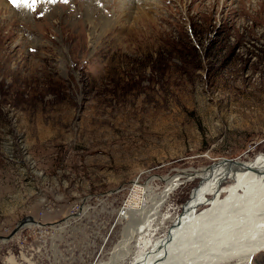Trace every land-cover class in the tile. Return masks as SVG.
Instances as JSON below:
<instances>
[{
    "label": "rangeland",
    "instance_id": "rangeland-1",
    "mask_svg": "<svg viewBox=\"0 0 264 264\" xmlns=\"http://www.w3.org/2000/svg\"><path fill=\"white\" fill-rule=\"evenodd\" d=\"M263 156L264 0H0V264L107 260L134 184L180 179L176 221L205 168Z\"/></svg>",
    "mask_w": 264,
    "mask_h": 264
},
{
    "label": "bare ground",
    "instance_id": "bare-ground-1",
    "mask_svg": "<svg viewBox=\"0 0 264 264\" xmlns=\"http://www.w3.org/2000/svg\"><path fill=\"white\" fill-rule=\"evenodd\" d=\"M214 167L200 176L204 186L176 221L162 214L180 179L167 180L161 193L134 184L119 214L122 240L97 264H249L264 252V156L249 162L222 160ZM168 222H174L170 236L153 244L155 227ZM9 263L16 264L15 258Z\"/></svg>",
    "mask_w": 264,
    "mask_h": 264
},
{
    "label": "water",
    "instance_id": "water-1",
    "mask_svg": "<svg viewBox=\"0 0 264 264\" xmlns=\"http://www.w3.org/2000/svg\"><path fill=\"white\" fill-rule=\"evenodd\" d=\"M220 161V160H219ZM222 161V160H221ZM225 161H233L232 159H225ZM216 165V162L213 163L211 166L205 168V169H208V168H212ZM204 170V169H203ZM202 170V171H203ZM187 176H197V172L195 174H187ZM198 177V176H197ZM28 221L30 222H33V218H26L24 219L23 221L20 222V224L17 226L16 230L11 234V236H13L15 233L19 232L27 223Z\"/></svg>",
    "mask_w": 264,
    "mask_h": 264
},
{
    "label": "snow or ice",
    "instance_id": "snow-or-ice-1",
    "mask_svg": "<svg viewBox=\"0 0 264 264\" xmlns=\"http://www.w3.org/2000/svg\"><path fill=\"white\" fill-rule=\"evenodd\" d=\"M36 2L37 0H10V3H12L14 7L24 6L29 7L30 9L34 8Z\"/></svg>",
    "mask_w": 264,
    "mask_h": 264
}]
</instances>
